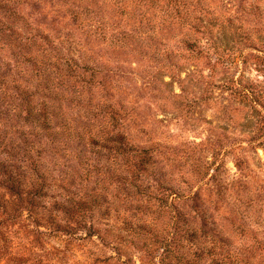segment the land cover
Returning <instances> with one entry per match:
<instances>
[{
    "label": "rangeland",
    "instance_id": "rangeland-1",
    "mask_svg": "<svg viewBox=\"0 0 264 264\" xmlns=\"http://www.w3.org/2000/svg\"><path fill=\"white\" fill-rule=\"evenodd\" d=\"M0 264H264V0H0Z\"/></svg>",
    "mask_w": 264,
    "mask_h": 264
}]
</instances>
